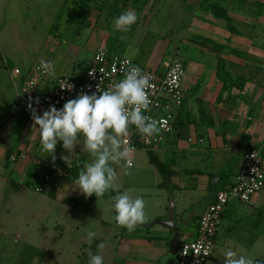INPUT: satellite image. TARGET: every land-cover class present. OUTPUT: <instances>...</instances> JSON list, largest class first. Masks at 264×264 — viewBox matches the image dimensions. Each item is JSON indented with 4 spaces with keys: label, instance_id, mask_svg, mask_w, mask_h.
Masks as SVG:
<instances>
[{
    "label": "rangeland",
    "instance_id": "1",
    "mask_svg": "<svg viewBox=\"0 0 264 264\" xmlns=\"http://www.w3.org/2000/svg\"><path fill=\"white\" fill-rule=\"evenodd\" d=\"M235 1L226 0L220 4L228 11L234 27L245 36L231 42L241 47L254 39L256 42L253 41L252 46L264 56V10L256 16L252 2L238 5ZM134 3L129 0H0V59L5 66L11 94H14L7 115L9 126L0 132V144L5 146L8 143L12 148L3 161L7 186L1 206L9 195L26 191L59 203L72 194L80 193L73 190L74 181L80 169L94 159L84 148V138L78 136L72 151L64 149L63 142H58L55 159L42 151L38 133L33 131L30 123H26L30 100L37 108L33 100L37 93L30 97L21 90L35 72L42 76L58 73L74 77L84 71L89 55L93 56L98 49L117 51L115 43H127L124 41L127 31L115 29V20L123 13L120 5L128 8ZM226 34L223 21L197 8H190L186 0H145V30L136 34L130 30L129 38L136 46V52H141L150 62L160 59L155 67L178 59L184 62L187 71L201 67L206 75L214 69L216 55L212 45L204 40L224 43ZM222 54L230 63L226 71L233 79L242 80L245 84L246 99L250 102L264 101V58L254 65L232 59L228 51ZM42 62L52 63L54 69L51 74L41 67ZM254 67H257L255 76H251ZM14 71L18 72L19 78H11ZM196 87L199 86H192ZM37 110L38 114H43L39 108ZM28 141L32 148L30 144L23 146ZM16 150L24 153L26 159L10 163L8 157ZM130 159L133 167L127 170L129 174H125L122 162H110L116 170L115 186L133 197H142L145 207L153 202L160 203L159 196L145 197V150L135 148ZM52 167L55 170L51 171ZM33 193L32 196L21 195L18 210L14 216L11 215L26 221L25 229L32 232L37 229V235L47 241L50 260L45 264H89L90 255H101L104 264H145V241L158 239L147 236L149 231L145 233V228L138 227L132 232L121 228L114 219L111 198H96L84 213L79 209L65 212L67 208L61 204ZM7 213L4 208L0 210L3 217ZM15 225L21 229L17 221ZM191 230L194 232L195 228ZM88 232L96 233L91 243L86 237ZM188 236L187 233L181 235L189 239ZM101 243L105 245L102 250L97 247Z\"/></svg>",
    "mask_w": 264,
    "mask_h": 264
},
{
    "label": "crops",
    "instance_id": "2",
    "mask_svg": "<svg viewBox=\"0 0 264 264\" xmlns=\"http://www.w3.org/2000/svg\"><path fill=\"white\" fill-rule=\"evenodd\" d=\"M130 1L135 3L133 5L129 4L128 8H123L120 5V10L123 13L131 11L136 14L137 20L130 28L136 34L140 30H145V0ZM199 1L186 0V4L190 8H197ZM247 1L253 3L255 15L260 16L262 12L260 15L256 14V3L259 2L264 5V1L245 0L243 3ZM237 30L241 33L238 37L245 38L243 32L240 29ZM129 31L124 37V41L127 43H115V47L118 49L115 52L133 60L134 63L138 64L137 66L141 65L140 68L160 71L164 65L159 68L155 67L160 59L156 62H150L148 57L145 58L141 52H136V46L132 44V40L129 38ZM226 35V42L219 44H226L229 49L242 52L248 57L247 59H240L230 56L232 59L253 63L254 65L258 61H263L264 56L256 47L252 46L254 39L250 44H244L240 47L231 42L232 39L238 37H231L228 32ZM89 57L90 60L87 66L91 62L92 55H89ZM225 61L227 62L226 59ZM229 62L236 61L230 60ZM144 64L145 67L142 66ZM229 64L227 62V66ZM255 68L257 67H254L251 76H255ZM215 70L216 65L211 70V74L207 73L205 75L201 67H192L190 71H187L185 66V107L176 117L175 132L164 137L163 141L155 148H150L158 160L168 164L174 173L169 180L175 187L172 192L173 202L170 212H167L168 193L163 187V178L155 167L148 162L145 151V197L156 195L160 198V203L153 202L151 206L145 207L146 221L142 224L144 226H140L145 228L143 229L145 233L149 231L147 236L156 237V239L158 237L157 240L145 241V264H157L159 259L165 256L166 250L161 246V243L170 235V232L176 237L177 241L182 243L195 238L198 216L217 191L221 169L228 162L238 161L239 163L241 152L237 148V143L241 133L248 134L252 145H258L259 147L264 145V101L256 102L255 100L250 102L246 99L244 92L239 94L238 91L232 90L231 95L235 97V101L226 104L227 94L221 90L222 86L216 79ZM45 76L54 79L65 75L55 73V75ZM195 85L199 86L196 90L192 88ZM10 89L11 86L6 76L5 66L0 59V132L4 130V127L9 126L8 120L10 118L8 119L7 115L14 101V94H11ZM191 89L193 90L190 91ZM219 94H221L220 98H218ZM239 99H242V101H239ZM27 115L26 123L33 126L31 112L27 111ZM7 130L9 135L10 129ZM29 144L32 145L28 141V143H23V146L26 147ZM11 149L8 143L5 146L0 144V206L7 186L3 161H5V156ZM238 163L233 167L229 174V181L223 188L231 183L232 175ZM119 190L124 192L123 189ZM32 193L26 191L17 195L11 194L4 205L0 207V210L3 208L5 211L8 210L4 217L0 214V264H38L36 250H41L44 253L41 264H45L50 260L49 245L39 234L37 235L38 230L28 231V229H25L26 221L24 222L16 217L13 218L21 203V195L29 194L32 196ZM33 194L34 196L43 197L45 200H52L36 193ZM81 195L79 193L70 196L78 197ZM263 196L264 188L257 198H254L251 207L237 202H231L227 206L217 227L210 264H224V252L228 249L236 251L237 257L245 255L253 259L255 264H264ZM145 201L148 202L147 199ZM57 203L67 208L65 212L72 210L63 205L62 202ZM16 221L17 224H21V229L16 227ZM155 221L157 222L153 225ZM192 227L195 228L194 232L191 230ZM24 229L25 231H23ZM248 230L253 232V235ZM191 231L193 234H191ZM185 233L189 235V239L181 237ZM30 248H35V251Z\"/></svg>",
    "mask_w": 264,
    "mask_h": 264
},
{
    "label": "clouds",
    "instance_id": "3",
    "mask_svg": "<svg viewBox=\"0 0 264 264\" xmlns=\"http://www.w3.org/2000/svg\"><path fill=\"white\" fill-rule=\"evenodd\" d=\"M137 20L134 12H125L115 20L117 31H129ZM41 67L51 74L54 66L51 62H42ZM93 75V73H89ZM147 75L138 66L131 67L124 73V78L115 84L114 90H106L101 94H80L68 100L61 109L50 105L42 115L33 107L30 100L28 110L33 120V131L38 133L41 150L55 159L57 143L62 141L64 149L72 151L78 136L84 138L85 150L94 157L91 163L80 169L75 179V188L89 198L93 195L97 200L110 190L116 194L111 197L115 211V221L127 231H134L146 221L145 202L142 197H133L127 191L120 192L115 186L116 170L110 162L121 164L125 174L132 167L130 154L134 148L125 139L129 126L145 136L152 137L160 129L155 120L145 115L150 110L151 101L147 89L150 87ZM62 89H71L67 83ZM35 103L38 105L39 100ZM126 105H132L128 111ZM111 134H110V132ZM96 233L88 232L87 240L92 242ZM102 250L105 245L99 244ZM89 264H104L101 255H90ZM224 264H255L253 259L228 249L224 252Z\"/></svg>",
    "mask_w": 264,
    "mask_h": 264
},
{
    "label": "built area",
    "instance_id": "4",
    "mask_svg": "<svg viewBox=\"0 0 264 264\" xmlns=\"http://www.w3.org/2000/svg\"><path fill=\"white\" fill-rule=\"evenodd\" d=\"M137 66L133 60L115 51L105 48L98 49L92 56L90 64L77 76H60L49 79L35 72L24 84L22 92L38 99L42 112L50 105L61 109L71 99L80 94L99 95L106 90H114L115 84L124 78V73ZM139 67V66H138ZM140 68V67H139ZM150 82L147 89L151 101L150 110L144 114L157 122L160 129L152 137L145 136L130 125L125 139L131 145V140L146 148H155L164 137L175 132V120L181 108L185 105L186 91L184 89L185 65L182 60H171L160 70L140 68ZM93 75H89V73ZM18 72L14 71V79ZM72 85L71 89L66 87ZM128 111L132 105L125 106ZM134 149L135 147L131 145ZM264 145L255 150L241 152V157L229 183L223 189L215 192L211 201L202 209L196 222V236L193 240L182 243L177 254V264H210L215 244V235L220 219L231 202L252 206L254 198L264 188ZM24 153L14 152L8 157L10 163L23 162ZM133 167V165H132ZM131 167V168H132ZM55 170L54 167L51 171Z\"/></svg>",
    "mask_w": 264,
    "mask_h": 264
},
{
    "label": "trees",
    "instance_id": "5",
    "mask_svg": "<svg viewBox=\"0 0 264 264\" xmlns=\"http://www.w3.org/2000/svg\"><path fill=\"white\" fill-rule=\"evenodd\" d=\"M226 0H200L197 4V9L199 11L207 12L211 14L215 19L221 20L226 24V31L229 33L231 37H238L241 33L234 27L233 20L229 16L228 11L221 6L220 4L225 2ZM245 0H236V4L241 5ZM188 6V5H187ZM264 10V5L262 3H256V14L260 15V13ZM59 16H57V20H59ZM206 43H210L212 46V51L216 55V70L215 76L216 79L221 83V90L227 94L226 104L232 102L234 103L235 97L231 95L232 90H236L239 94H242L245 90V84L242 80H235L232 78L230 73L226 71L227 62L222 57V53L224 50H228L230 56L240 59H247L248 57L246 54L239 52L237 50L229 49L226 44H219L215 43L212 40H204ZM197 87L195 88V90ZM221 97L219 94L218 98ZM242 97V96H241ZM246 104H248L246 102ZM185 105L181 108V111L184 109ZM62 142V141H61ZM131 145H133L136 149H144L146 151L148 162L155 167L159 175L163 178V187L167 190L168 193V205H167V212L172 210V192L174 191L175 187L170 183V178L174 174L173 171L170 169L168 164H164L158 160L156 155L149 149L144 147L142 144L136 142L135 140H131ZM259 146L252 145L250 142V138L247 133L243 132L239 136V141L237 143V148L240 152L243 151H250L255 150ZM238 163V161L228 162L220 171L219 173V183L217 191L220 188L226 185L229 181V174L233 170V167ZM120 191V190H119ZM216 191V192H217ZM121 192V191H120ZM116 193L112 192L111 190L107 192L101 198H111ZM97 197L95 195L85 198L84 195L78 197H66L63 199V205L69 207L72 210L79 209L83 213L88 210L90 205L94 202ZM158 221V220H157ZM153 225L156 224V222ZM152 225V224H150ZM144 226V225H139ZM137 227V228H138ZM161 246L166 250V254L162 259H159L157 264H177V254L179 248V242L177 241L176 237L170 232V235L161 243ZM25 247H27L25 245ZM29 248V247H28ZM31 250L35 251V248H30ZM38 253V264H41L42 259L44 257V253L41 250H36Z\"/></svg>",
    "mask_w": 264,
    "mask_h": 264
},
{
    "label": "water",
    "instance_id": "6",
    "mask_svg": "<svg viewBox=\"0 0 264 264\" xmlns=\"http://www.w3.org/2000/svg\"><path fill=\"white\" fill-rule=\"evenodd\" d=\"M179 242V248H180V246L182 245V242H180V241H178ZM179 248H178V250H179Z\"/></svg>",
    "mask_w": 264,
    "mask_h": 264
}]
</instances>
